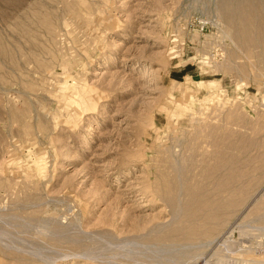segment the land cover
Here are the masks:
<instances>
[{
    "label": "rangeland",
    "instance_id": "1",
    "mask_svg": "<svg viewBox=\"0 0 264 264\" xmlns=\"http://www.w3.org/2000/svg\"><path fill=\"white\" fill-rule=\"evenodd\" d=\"M242 3L0 0V264H264Z\"/></svg>",
    "mask_w": 264,
    "mask_h": 264
},
{
    "label": "bare ground",
    "instance_id": "2",
    "mask_svg": "<svg viewBox=\"0 0 264 264\" xmlns=\"http://www.w3.org/2000/svg\"><path fill=\"white\" fill-rule=\"evenodd\" d=\"M243 1V5L245 6V8H247V14L243 17V15H242V13L240 14V15H242V17H239L240 18V26L241 27H243V28H247V27H251V26H258V27H262V28H264V22L262 21V23H261V20H259V13H260V11L264 8V6H263V8L261 9L260 7H261V5H260V7L258 6L259 5V3H258V1L257 0H242ZM262 2H264V0L262 1L261 0V3ZM260 3V4H261ZM233 6V5H232ZM240 5H238V7H239ZM233 7H235V6H233ZM242 7V9H243V6H241ZM236 8V7H235ZM245 8H244V10H245ZM259 8L261 9V10H259ZM232 10V9H231ZM234 10V9H233ZM236 10V9H235ZM240 10H241V8H240ZM242 12H245V11H243V10H241ZM240 11V12H241ZM259 11V12H258ZM231 12V11H230ZM239 12V13H240ZM238 13V12H237ZM239 16V15H238ZM245 26V27H244ZM249 27V28H250ZM243 28H242V30H243ZM256 28V27H255ZM260 31H262V30H260ZM241 32V31H240ZM243 32V31H242ZM245 32H247V31H245ZM244 32V33H245ZM264 34V33H263ZM243 36V35H242ZM246 35H244L243 37H245ZM249 38V37H248Z\"/></svg>",
    "mask_w": 264,
    "mask_h": 264
},
{
    "label": "built area",
    "instance_id": "3",
    "mask_svg": "<svg viewBox=\"0 0 264 264\" xmlns=\"http://www.w3.org/2000/svg\"><path fill=\"white\" fill-rule=\"evenodd\" d=\"M201 29H203V27L201 26Z\"/></svg>",
    "mask_w": 264,
    "mask_h": 264
}]
</instances>
